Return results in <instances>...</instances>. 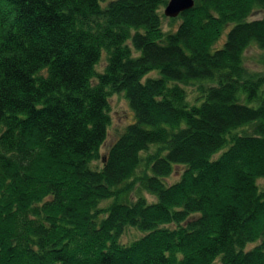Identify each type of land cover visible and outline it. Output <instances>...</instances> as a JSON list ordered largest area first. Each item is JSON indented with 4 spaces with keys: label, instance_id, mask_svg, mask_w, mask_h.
Wrapping results in <instances>:
<instances>
[{
    "label": "trees",
    "instance_id": "obj_1",
    "mask_svg": "<svg viewBox=\"0 0 264 264\" xmlns=\"http://www.w3.org/2000/svg\"><path fill=\"white\" fill-rule=\"evenodd\" d=\"M168 1L0 0V264H264V0Z\"/></svg>",
    "mask_w": 264,
    "mask_h": 264
},
{
    "label": "rangeland",
    "instance_id": "obj_2",
    "mask_svg": "<svg viewBox=\"0 0 264 264\" xmlns=\"http://www.w3.org/2000/svg\"><path fill=\"white\" fill-rule=\"evenodd\" d=\"M261 13H255L254 18H260ZM178 24V22L175 23ZM165 29L169 28L168 20L164 21ZM245 64L247 69L259 75H264V50H260L257 47L249 48L245 53ZM189 92H194L195 87H188ZM110 108H111V126L108 131V137L105 145L103 146L101 153L104 155L108 148L113 144L117 137L124 131L128 124L134 122V114L129 108L128 102L123 94L113 95L110 99ZM101 163L98 162L97 165ZM175 175L172 182L177 180ZM259 184L264 185V179L259 181ZM149 201H153V198L150 195H146ZM137 235V232L134 230H129L128 233L123 237V242H129Z\"/></svg>",
    "mask_w": 264,
    "mask_h": 264
},
{
    "label": "water",
    "instance_id": "obj_3",
    "mask_svg": "<svg viewBox=\"0 0 264 264\" xmlns=\"http://www.w3.org/2000/svg\"><path fill=\"white\" fill-rule=\"evenodd\" d=\"M197 0H169L164 9V15L168 18H177L181 13L193 8Z\"/></svg>",
    "mask_w": 264,
    "mask_h": 264
}]
</instances>
